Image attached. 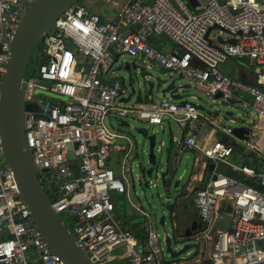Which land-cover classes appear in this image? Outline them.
<instances>
[{
	"label": "built area",
	"instance_id": "2783aa9c",
	"mask_svg": "<svg viewBox=\"0 0 264 264\" xmlns=\"http://www.w3.org/2000/svg\"><path fill=\"white\" fill-rule=\"evenodd\" d=\"M33 1L0 0V79L15 30ZM196 1L198 5L192 7L183 0H127L118 7L115 19L72 5L43 36L36 77L24 80V102L38 108L25 110L23 116L36 176L50 194L53 210L69 223L77 243L95 264H264L261 139L254 131L238 139L231 127L188 100L159 95L143 102L132 98L123 102L129 88L124 79L114 76L116 60L131 57L141 66L173 71L211 99L220 94L225 102L242 103L250 108L251 118L264 122V0H203L199 9L201 0ZM230 59L247 63L253 83L220 70ZM110 114L117 117L118 127L124 126L123 121L129 126L131 119L149 126L171 121L184 131L172 166L164 168L165 180L171 179L187 151H197L214 164L231 165L232 145L220 141L206 149L199 145L198 132L204 124L263 160L261 170L232 165L257 181L259 188L214 171L206 185L190 192L204 222L211 223L218 210L230 214L229 227L212 233L206 261L165 258L160 246L164 235L160 239L148 227L145 241L139 242L121 225L114 197L124 195L131 204L125 176L133 170L134 143L108 126ZM118 141L127 142L121 149L120 176L108 166ZM0 264H63L20 197L1 139Z\"/></svg>",
	"mask_w": 264,
	"mask_h": 264
},
{
	"label": "water",
	"instance_id": "95a60500",
	"mask_svg": "<svg viewBox=\"0 0 264 264\" xmlns=\"http://www.w3.org/2000/svg\"><path fill=\"white\" fill-rule=\"evenodd\" d=\"M81 0H35L27 8L26 12L19 21V24L13 35L12 42L7 54L5 72L0 79V139L1 147L6 158L7 164L12 170L14 180L21 199L27 206L30 215L39 231L42 233L52 252L62 261L63 264H95L88 254L77 243L75 236L69 230L65 222L51 207L50 199L47 197L42 185L38 181L36 171L27 151L24 138L23 116L24 111H38L34 104H25L24 102V80L28 70L30 57L41 43L45 33L49 31L55 21L72 5ZM192 7L197 6L196 0H189ZM99 15L106 19H115V13L107 5H101L97 9ZM233 43V40H229ZM203 68V66H201ZM129 71L137 70L135 64L126 61L122 67L118 68ZM173 71L162 70L160 74L166 75ZM174 73V72H173ZM145 77V76H144ZM147 86L143 89L145 98H153L154 83L147 81ZM138 85L140 83L138 82ZM129 95L123 99V102L129 101L134 93V84L130 79L127 83ZM159 88L161 96H168L172 100H185L184 91L190 88V85L176 84L168 79L160 80ZM160 95V94H159ZM158 95V96H159ZM156 97V96H155ZM221 99L218 94L213 101ZM227 103H232L227 101ZM194 104V103H193ZM202 112L212 114L217 118H228L234 123L232 112H226L224 117L218 116V112H212L202 104H195ZM244 120L239 126L231 127L232 134L238 138H244L253 131L257 124L256 118H251L249 114L244 116ZM122 124L127 125L126 122ZM135 131L146 135L148 141L147 164L148 167L141 168V172L150 177L154 169L158 167L161 159L157 161L155 155V135L152 132L148 135L142 128H135ZM160 146L157 152H161ZM140 168V166H139ZM178 183L175 184V188ZM178 197L173 199L167 197V200L174 203ZM172 207V206H171ZM171 207L169 211L171 213ZM173 218V217H172ZM173 220V219H172ZM177 221V217H176ZM173 234L166 232L165 217L159 218L158 224L163 230L165 253L170 259H179L181 255L188 252L191 244L185 238L191 234H182L181 228L175 224ZM176 244L178 249L174 250L172 244Z\"/></svg>",
	"mask_w": 264,
	"mask_h": 264
},
{
	"label": "crops",
	"instance_id": "0c3cea01",
	"mask_svg": "<svg viewBox=\"0 0 264 264\" xmlns=\"http://www.w3.org/2000/svg\"><path fill=\"white\" fill-rule=\"evenodd\" d=\"M88 1L90 3L94 2L95 7L88 8L87 6L83 4L81 5L85 6L92 12L98 13L97 12L98 7H100L101 5H107L108 7H110V9H112L114 13H116L118 7L121 6L123 3H125L127 0H88ZM90 6H94V5L90 4ZM119 59H122L119 67H122L126 61H129V63L135 64L136 67L138 68L139 63L134 58L129 57V59H126V58L120 57ZM119 59L116 60L115 63H117ZM220 70L224 74L228 75L229 77L233 79L246 81L248 83L250 82L253 83L254 81L253 72L251 68L247 65L245 61H242V60L230 59L226 63L220 65ZM124 81L127 84L125 79ZM247 101H250V100L247 99ZM231 102L232 103H229L230 105L239 104L236 101H231ZM257 121L258 122L255 125V128L253 127L254 136L261 139V146L262 148H264V122H262L259 119H257ZM167 122H171V121H167ZM175 125L177 126L178 130H177V133H173V132L170 133L169 143L166 148L167 158H166V161L164 162L163 168H160V173L159 174L155 173L156 182L161 181L164 188L168 189L170 186H172V184H174L175 186L176 183H178L179 185L180 182L184 181V185L181 188V193L180 195L177 196L178 199L176 200L174 205L171 207L170 215L171 217H173L174 227H175V224L177 223V226L181 228L180 231L182 232V234H188V235L191 234L185 238L187 241L190 242L191 246L193 243H197L196 249H195L196 252L193 255H191V257H188L186 259L191 260L193 263L204 262L206 261L207 255L213 246L212 233L214 232L215 229H218V228L227 229L229 227L230 214H229V211L218 210L215 216V219L211 223L204 222L197 213V210L191 200L190 192L193 189L201 188L202 186L206 185L210 181L214 171L221 173L227 177L233 178L239 182H242L248 178L244 177L232 165L234 166L248 165V166L257 168L258 170H261L263 168V160L255 152L242 149L237 141H234L229 136L225 135L224 133H222L215 127H212L209 124H204L200 127L199 132H198L199 145L203 149L209 148L214 142H217V141L232 145V147H234V151H233V154L231 155L232 158L231 157L229 158V163L231 165L226 164V163L214 164L212 161L206 159L203 155H201L197 151H187L185 152V156L182 158L178 168L175 171H172L171 179L165 180L163 178L164 168L165 167L168 168L169 166L170 167L172 166L178 154V149L184 138V131L177 124ZM159 127L162 129V125ZM238 139H241V138H238ZM117 146H118V149H115L112 152V156H111L110 161L108 162V166L111 169H113L116 172V174L120 176L121 174L120 163L124 155V151L121 149L127 147V142L118 141ZM162 146H163V143L160 144L161 149H162ZM133 156H136L134 154V149H133ZM186 160L190 162V167H189L190 175L187 180H184L183 177L186 173L185 170H183L181 174L179 175L177 174H178V170L181 164L185 163ZM125 178H126V181L128 182V185H127L128 197L132 205L126 200L124 195L116 194L114 197V202L116 206L118 219L120 220L121 225L124 228H128L129 230L132 229L134 226H137L138 227V238H139L138 240L139 242H144L147 236L148 227L156 231L154 222L151 218V215L145 210H143L138 204H136L133 201L131 179L130 177H127V175L125 176ZM137 182H140L139 176L137 178ZM154 186L156 187L157 183ZM120 202L123 203L124 211H125V215L122 219L119 216ZM134 207H138L139 210H142L148 213L149 218L143 216L139 211L137 212L134 209ZM127 209L129 211L133 210L134 212H136L138 214V219H136L135 218L136 216H134L133 214L127 215L126 214ZM176 217H177V221H176ZM190 254L191 252L187 253V255H190ZM165 258H166V255H165Z\"/></svg>",
	"mask_w": 264,
	"mask_h": 264
},
{
	"label": "rangeland",
	"instance_id": "374dc122",
	"mask_svg": "<svg viewBox=\"0 0 264 264\" xmlns=\"http://www.w3.org/2000/svg\"><path fill=\"white\" fill-rule=\"evenodd\" d=\"M185 3H189V0H183ZM81 4L87 6L88 8L95 7L94 2L90 3L88 0H81ZM200 6L197 7L199 9L203 5V0L200 1ZM90 4H93L94 6H90ZM164 40V39H163ZM40 44L37 45L35 50L33 51L30 60L28 62V70L25 78H35L36 77V68L39 65V60L36 58L39 54L38 47ZM123 58L129 59V57L124 56ZM122 59H119L117 63L114 64V76L117 78H124L126 82L128 83L131 79L134 84V93L132 96V100L139 99L141 102H143L145 99V93L144 88L147 86L148 82L154 83V89H153V96H158L160 94L161 96V89L159 88V82L160 80L168 79L170 81H174L176 84H182L186 85L188 84L187 80L180 77L176 73H168L166 75L160 74L159 69L157 68H148L147 66H141L138 65L137 70L130 69L129 71H126L124 69H118L120 66V62ZM145 76V77H144ZM138 82L140 85H138ZM189 85V84H188ZM190 95H194L196 97L195 100L189 99ZM185 100H188L189 102H192L194 104H202L206 108H208L212 112H218V116L224 117V114L226 112H232L233 113V119L235 120L234 123L230 122L228 118L224 119L221 118L220 121L222 124H226L230 127H236L239 126L246 118L244 116H247V114L250 113V108L244 107L242 103L236 104V105H230L229 103L223 101L222 99H217L213 101L211 98L204 95L203 91L199 88H196L194 86H190L189 89L184 91ZM117 117L113 115H109V118L107 120L108 126L112 128L113 130L131 137L133 143H134V154L136 156L133 157V163H132V172L129 173V177L132 182V194H133V201L138 204L143 210L148 212L151 215V218L154 222L155 229L157 233L160 236V239L163 237V230L158 224L159 218L161 216L165 217V225L164 228L166 232H168L170 235L173 234V227H172V217L170 215L169 207L174 205L173 201L167 200V197H172L175 199L178 195L181 193V188L184 185V181L180 182L177 188L174 187V184L170 186L168 189H165L161 181L156 182V175L155 173H160V168H163L164 162L166 161L167 154H166V148L169 143L170 133H177V126L173 122H167L165 121L162 124V129L158 125H152L149 126L146 122L138 121V120H129V126H117ZM135 128H142L148 135H150L152 132H154L155 135V155L157 158V161L161 159L158 167L154 169L153 175L151 177H148L144 175L141 172V168L148 167L147 164V154H148V141L146 139V135H144L141 132L135 131ZM163 143L161 152H157L158 147L160 144ZM232 158V156H231ZM140 166V168H139ZM190 162L188 160L185 161V163L181 164L178 174H181L183 170L186 171L184 175V180H187L190 175ZM140 177V182H137V177ZM157 183V186L154 185ZM120 213L119 216L122 219L125 215L124 211V205L122 202L119 204ZM131 210V209H130ZM134 212L133 210L129 211L127 209V215L133 214L136 216L135 218L138 219V214ZM68 223V222H67ZM66 225L69 226V223ZM196 245L197 243H193L191 248L188 250V252H191L190 255H187V253L181 255V258H188L191 257L196 251ZM160 246L164 249L165 253V247L160 242ZM172 248L174 250H177L178 247L176 244H172ZM121 251V250H120ZM169 256L166 255V258ZM109 264H117L116 262H112Z\"/></svg>",
	"mask_w": 264,
	"mask_h": 264
},
{
	"label": "trees",
	"instance_id": "16d2710c",
	"mask_svg": "<svg viewBox=\"0 0 264 264\" xmlns=\"http://www.w3.org/2000/svg\"><path fill=\"white\" fill-rule=\"evenodd\" d=\"M77 4H81V2H78ZM243 184L245 185H248V186H252V187H255V188H259V184L257 183V181H255L254 179H246L244 181H242ZM46 195L48 196V198L51 199V196L48 192H46ZM133 233V235L137 238H138V227L137 226H134L132 229H130Z\"/></svg>",
	"mask_w": 264,
	"mask_h": 264
},
{
	"label": "bare ground",
	"instance_id": "6f19581e",
	"mask_svg": "<svg viewBox=\"0 0 264 264\" xmlns=\"http://www.w3.org/2000/svg\"><path fill=\"white\" fill-rule=\"evenodd\" d=\"M259 151L262 152V153H264V148H261Z\"/></svg>",
	"mask_w": 264,
	"mask_h": 264
}]
</instances>
